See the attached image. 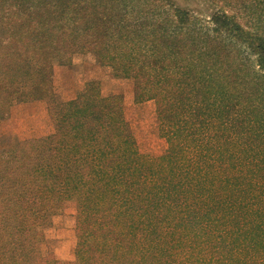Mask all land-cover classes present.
Here are the masks:
<instances>
[{
    "label": "trees",
    "instance_id": "obj_1",
    "mask_svg": "<svg viewBox=\"0 0 264 264\" xmlns=\"http://www.w3.org/2000/svg\"><path fill=\"white\" fill-rule=\"evenodd\" d=\"M88 1L44 7L56 19ZM140 1L122 0L110 24L97 11L99 24L78 35L57 24L39 40L18 26L12 82L0 71V120L11 104L42 101L52 131L0 150V264H264V36L231 12L264 0H204L216 8L205 22L171 0ZM73 52L153 103L160 155L138 150L121 98L94 81L58 99L50 60L68 64ZM67 207L74 254L60 262L37 246Z\"/></svg>",
    "mask_w": 264,
    "mask_h": 264
},
{
    "label": "rangeland",
    "instance_id": "obj_2",
    "mask_svg": "<svg viewBox=\"0 0 264 264\" xmlns=\"http://www.w3.org/2000/svg\"><path fill=\"white\" fill-rule=\"evenodd\" d=\"M48 1L50 0H0V71L8 84L12 82V62L16 57L12 47L20 46L16 44V40L19 38L17 32L19 25L25 34H36L39 40L45 36L42 34L45 26L46 31L50 32L52 26L57 24H73V27L77 28L78 35L83 32L85 27L99 24V22L94 21V15L97 11L99 14L109 16L108 24L114 22L119 17L118 4L122 2V0L115 2L104 0L101 1L103 6L97 8L95 0H89L85 8L83 7L80 11L77 9L76 15L61 14L56 19H51V14L44 7V3ZM130 1L142 3L140 0ZM241 1L237 0L238 3ZM171 2L176 7L192 13L191 22H197L195 19H198V22H205L208 14L215 8L213 5L218 6L219 4L217 0H211L213 5L204 0H171ZM139 7L142 10V6ZM262 7L261 18H264V5L262 3L252 13L249 12V9L246 12V10H240L238 7L232 9L231 12L241 26L253 31H256L255 29L262 30L260 32L264 36V22H255L253 19L258 18L251 15L260 12ZM236 9L238 12L235 11ZM127 15L131 16V12L127 11ZM67 19L74 21L65 22ZM133 22H140V19ZM37 37L32 38L30 43H34ZM28 46L30 44L25 42L23 47ZM69 60L68 64L59 60H50L52 86L58 99L61 101L73 99L83 90L86 83L94 81L101 96H118L121 98L124 118L131 127L138 150L142 154L150 156L160 155L165 148V142L156 131L153 103H136L133 100L132 82L127 79L114 78L111 70L105 66H100L92 54L73 52ZM4 90L0 93L2 97L9 89L5 88ZM51 131L52 128L44 102L17 103L13 106L11 104L8 107L7 116L0 120V150L12 147V143L16 140L43 137ZM4 181L7 180H2V182ZM73 227L74 210L67 207L60 214L54 216L50 228L44 231V241L37 246L39 253L42 256L51 255L60 262L72 261L75 246Z\"/></svg>",
    "mask_w": 264,
    "mask_h": 264
}]
</instances>
